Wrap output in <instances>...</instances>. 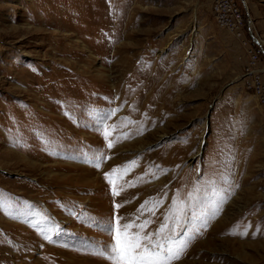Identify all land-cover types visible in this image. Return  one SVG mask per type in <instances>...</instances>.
Wrapping results in <instances>:
<instances>
[{
    "label": "rangeland",
    "instance_id": "obj_1",
    "mask_svg": "<svg viewBox=\"0 0 264 264\" xmlns=\"http://www.w3.org/2000/svg\"><path fill=\"white\" fill-rule=\"evenodd\" d=\"M213 2L0 0V264H112L117 219L179 232L172 264H264V0L242 41Z\"/></svg>",
    "mask_w": 264,
    "mask_h": 264
},
{
    "label": "snow or ice",
    "instance_id": "obj_2",
    "mask_svg": "<svg viewBox=\"0 0 264 264\" xmlns=\"http://www.w3.org/2000/svg\"><path fill=\"white\" fill-rule=\"evenodd\" d=\"M108 146L111 148L112 144L109 143ZM96 159L98 162L94 166L99 168L104 160L103 153H97ZM116 171L113 169L111 173H105V178L110 185H114L112 176ZM118 194L114 186L113 195ZM115 207L118 208L120 205ZM147 223V221L140 225L126 223L121 226L117 219L115 225L108 228V234L112 236L113 243L100 246L95 254L111 261L112 264H172V261L180 259L187 246L186 240L177 239L180 233L175 229L169 231L167 224H162L156 233L145 235L144 229ZM133 227L138 228L139 231H129ZM166 232L167 235H165ZM153 236L156 238L154 239Z\"/></svg>",
    "mask_w": 264,
    "mask_h": 264
},
{
    "label": "built area",
    "instance_id": "obj_3",
    "mask_svg": "<svg viewBox=\"0 0 264 264\" xmlns=\"http://www.w3.org/2000/svg\"><path fill=\"white\" fill-rule=\"evenodd\" d=\"M211 13L219 28L228 31L235 39L242 41L246 38L245 22L236 0H214ZM248 36L255 41L251 32H248ZM242 77L246 89L253 93L261 105H264V68L261 65L260 53L252 48L247 52Z\"/></svg>",
    "mask_w": 264,
    "mask_h": 264
},
{
    "label": "bare ground",
    "instance_id": "obj_4",
    "mask_svg": "<svg viewBox=\"0 0 264 264\" xmlns=\"http://www.w3.org/2000/svg\"><path fill=\"white\" fill-rule=\"evenodd\" d=\"M100 76H101V77H102V79H103V75L101 74Z\"/></svg>",
    "mask_w": 264,
    "mask_h": 264
}]
</instances>
